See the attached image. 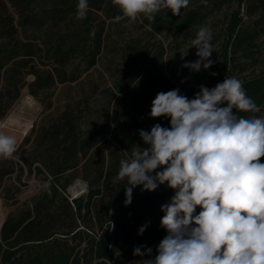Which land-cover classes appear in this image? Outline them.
Listing matches in <instances>:
<instances>
[{
    "label": "trees",
    "instance_id": "obj_1",
    "mask_svg": "<svg viewBox=\"0 0 264 264\" xmlns=\"http://www.w3.org/2000/svg\"><path fill=\"white\" fill-rule=\"evenodd\" d=\"M229 1L209 0L206 4L191 5L182 9L180 16L170 10L165 14L162 11L151 26L156 32L166 25L172 26L174 35L179 36L203 24L211 11ZM236 1L239 8L226 26L225 41L219 51V71L204 85L209 89L229 77L238 56L255 59L256 40L264 32L261 23L264 15L253 22L254 27L246 24L241 15V7H246L248 12L258 9L264 12V0ZM249 1H252L250 5ZM7 3L17 11V18L7 13ZM77 4L78 0H0V103L8 97L7 106H10L12 88L18 91L27 84L29 92L39 96L57 84L77 80L82 71L96 64L103 47L105 23L121 12L113 0H88L87 17L81 20L76 15ZM19 28L26 40L17 39L14 44L13 32ZM138 52L146 69L145 78L129 72L117 85L122 91L137 83L131 110L125 118H116L118 127L135 131L145 124L149 83L162 75L164 55L163 49L149 53L148 47H141ZM37 57L41 59L39 64ZM77 58L83 69L77 66L71 69ZM28 74L34 75L30 83L24 82ZM241 81L247 95L261 110L238 115L264 116V70ZM82 117L71 110L63 111L50 127L40 129L32 150L22 158L24 165L11 161V167L0 166V180L15 171L22 175L25 168L28 174L33 171L46 174L49 180V185L31 203L23 202L3 221L0 264H142V259L149 257L133 255L138 246H143L142 251L152 248L151 258L157 254L160 241L167 235L160 226L164 215L161 206L169 203L175 194L167 183L151 192L136 186L131 204L126 206V179L114 182L122 156L114 154L107 167L98 165L85 193L72 201L65 195L83 159L101 140L96 133L86 135L80 123ZM119 142L130 157L136 145L129 140ZM260 162L264 163V157ZM199 211L198 207L195 214ZM145 224L148 226L143 234H138ZM84 242L86 248L81 247Z\"/></svg>",
    "mask_w": 264,
    "mask_h": 264
},
{
    "label": "clouds",
    "instance_id": "obj_2",
    "mask_svg": "<svg viewBox=\"0 0 264 264\" xmlns=\"http://www.w3.org/2000/svg\"><path fill=\"white\" fill-rule=\"evenodd\" d=\"M189 2L113 0L121 12L117 21L127 18L141 24L153 23L162 11L180 16ZM88 11V0H78L77 18L85 19ZM212 38L211 28L201 25L188 49L179 51L183 59L195 47L198 59L183 67L192 72L209 69ZM260 110L236 77H225L211 89L201 85L193 99L179 89L156 94L149 115L170 118V127L155 124L150 132L139 130L148 147L136 145L130 157L120 161L114 180L126 179V206L136 186L151 192L167 183L175 192L161 206L160 226L167 235L155 257L150 247L134 249L133 255L149 257L142 264H264V116L238 115ZM15 152V137L0 130V158Z\"/></svg>",
    "mask_w": 264,
    "mask_h": 264
},
{
    "label": "rangeland",
    "instance_id": "obj_3",
    "mask_svg": "<svg viewBox=\"0 0 264 264\" xmlns=\"http://www.w3.org/2000/svg\"><path fill=\"white\" fill-rule=\"evenodd\" d=\"M208 1L190 0L188 6L198 5L202 2L206 4ZM251 3L252 1H249V5ZM7 4V13L17 18L15 8L10 3ZM238 8L237 1L230 0L219 9L211 11L205 22L201 24L209 26L212 30L211 43L214 52L210 57L213 61L212 66L207 70L202 68L199 72H192L183 67L185 63L198 59L197 49L190 48L188 55L183 59L180 52L188 49L201 25L176 36L172 26L169 25L164 26L160 32H156L147 20L141 24L139 20L130 22L127 18L119 21L115 18L108 19L105 23L102 51L98 55L96 64L82 71L77 80L57 84L54 88L41 92L39 96L32 95L27 84L20 87L18 91L17 88H12L11 98H13L10 106H7L8 97L0 103V112H2L0 123L7 126L0 130L8 131L7 133L16 139V152L10 158H0V166L11 167V161L24 165L22 158L32 150L34 139L40 129L50 127L58 120L63 111L71 110L83 116L80 123L86 135L96 133L97 137L101 139L83 159L79 166V172L72 178L67 190L71 191L70 188L80 182L87 185L85 186L87 191L88 181L93 177L98 165L103 164L104 167H107L114 154L122 156V159L129 158V154L122 149L119 141L129 140L141 148L148 147L140 138L139 130L120 128L116 125V118L119 116L125 118L131 110L132 99L137 87V83H135L131 88L120 91L117 88L118 82L129 72L140 75L142 79L146 76V69H143V61L138 52L140 48L148 47L149 53L164 50L162 75H157L155 80L149 83L145 108L146 121L142 129L150 132L155 124L169 128L170 118H152L149 115L156 94L179 89L181 95L193 99L200 90V86H204L211 75L218 73L220 68L219 51L225 41L226 26ZM241 15H243L246 24L254 27L253 22L260 19L264 12L260 9L248 12L246 7H241ZM261 23H264V20ZM260 26L261 24L258 28ZM13 35L16 38L14 44H17L19 39L26 40V35L21 28L17 32L14 31ZM255 48L257 50L255 59L245 60L238 56L239 59L232 66L229 77L242 80L264 70V32L256 40ZM40 61L41 59L37 57L36 62L39 64ZM78 64L79 58L75 60L71 69L75 66L84 68V65L79 66ZM75 73H78L77 69ZM33 80L34 75L32 74L24 77L26 83ZM30 96L39 104L38 108H24L23 103ZM27 124L28 130L24 131ZM25 139L30 140L26 141ZM48 185L49 180L46 174H36L35 171L28 174L26 168L22 175L19 171L6 174L0 180V229L10 212L17 210L25 201L31 203L32 198L40 194ZM115 209L116 207L113 208V213ZM81 247L86 248L87 244L84 242Z\"/></svg>",
    "mask_w": 264,
    "mask_h": 264
},
{
    "label": "bare ground",
    "instance_id": "obj_4",
    "mask_svg": "<svg viewBox=\"0 0 264 264\" xmlns=\"http://www.w3.org/2000/svg\"><path fill=\"white\" fill-rule=\"evenodd\" d=\"M23 105H24V108H38L39 107V104L37 103V102H35L34 101V98L33 97H29V99H27L26 101H24V103H23ZM15 116V115H14ZM10 121V120H9ZM30 121V120H29ZM2 125H5V124H2ZM25 129V130H24ZM24 131H27L28 130V124H27V126L26 127H24ZM8 132V131H7ZM85 187V184H83V183H76V185L74 186H72L71 188H70V190L74 193V194H76V195H78L79 193H80V190L81 189H83Z\"/></svg>",
    "mask_w": 264,
    "mask_h": 264
},
{
    "label": "built area",
    "instance_id": "obj_5",
    "mask_svg": "<svg viewBox=\"0 0 264 264\" xmlns=\"http://www.w3.org/2000/svg\"><path fill=\"white\" fill-rule=\"evenodd\" d=\"M0 125H2L1 123H0ZM85 186H87V185H85ZM86 192V187H84L83 189H81L80 190V193L78 194V195H80V194H83V193H85ZM65 195L72 201L75 197H77L78 195H76V194H74L72 191H68L67 193H65Z\"/></svg>",
    "mask_w": 264,
    "mask_h": 264
},
{
    "label": "water",
    "instance_id": "obj_6",
    "mask_svg": "<svg viewBox=\"0 0 264 264\" xmlns=\"http://www.w3.org/2000/svg\"><path fill=\"white\" fill-rule=\"evenodd\" d=\"M76 184H74V186H75Z\"/></svg>",
    "mask_w": 264,
    "mask_h": 264
}]
</instances>
